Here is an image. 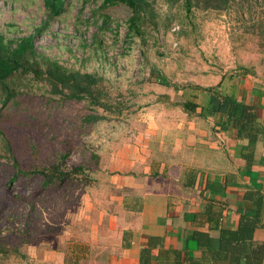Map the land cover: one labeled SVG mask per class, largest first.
I'll return each mask as SVG.
<instances>
[{"label":"rangeland","instance_id":"obj_1","mask_svg":"<svg viewBox=\"0 0 264 264\" xmlns=\"http://www.w3.org/2000/svg\"><path fill=\"white\" fill-rule=\"evenodd\" d=\"M149 1L157 28L149 22L142 35L129 36L131 11L124 4L101 10L100 0H66L60 14L36 32L46 16L43 0H0V33L10 39L33 33L38 59L102 75L109 93L124 104L122 113L85 124V100L55 96L44 81L25 75L8 138H0V237L17 248L3 264H23L37 251L83 240L109 191L105 177L119 169L117 151L129 147V114L189 91L188 83L209 69L247 66L264 77V0H229L221 10L189 11L183 0ZM152 67L171 86L156 82ZM64 153V168L81 165L86 183L69 178L43 187L38 174L23 175Z\"/></svg>","mask_w":264,"mask_h":264},{"label":"crops","instance_id":"obj_2","mask_svg":"<svg viewBox=\"0 0 264 264\" xmlns=\"http://www.w3.org/2000/svg\"><path fill=\"white\" fill-rule=\"evenodd\" d=\"M198 79L129 114V147L83 240L23 264H264V77L234 66ZM227 97L251 124L237 129Z\"/></svg>","mask_w":264,"mask_h":264},{"label":"trees","instance_id":"obj_3","mask_svg":"<svg viewBox=\"0 0 264 264\" xmlns=\"http://www.w3.org/2000/svg\"><path fill=\"white\" fill-rule=\"evenodd\" d=\"M228 2L229 0H183V5L188 11L191 6L221 10L228 6ZM65 4L66 0H43L46 16L42 25L37 27L36 32L46 26L50 18L60 14ZM117 4H124L131 11L127 19L129 36L142 35L143 26L148 25L149 22L153 28H157L154 11L149 0H100L98 8L102 10ZM102 16V24H106L109 16L106 13H103ZM33 38V33L21 36L18 39L6 38L3 33H0V138H8L6 131L8 119L12 118L13 115L12 105L20 103L18 102L19 87L23 85V79L28 73L36 81H44L48 91L55 96L85 100L88 109H90L89 113L81 117L82 122L85 124L104 119L107 116L105 114L111 112L122 113L124 109L123 102L109 93L102 75L67 68L53 60L38 59ZM240 68L250 71L247 66ZM149 72L151 75H155V81L159 84L171 86L170 79L156 67H152ZM252 72L254 73V71ZM196 88L209 90V88H202L201 86H195ZM226 99L229 103L228 116L233 118L237 129H240L242 125L252 123L254 114L249 106L239 103L231 97ZM181 105L185 111L193 110L197 106L190 99H186ZM66 156V153L60 154L50 165L27 170L23 175L38 174L41 178L40 184L43 187L62 184L69 178H76L86 183L87 176L81 165L74 167L72 170L64 168L62 162ZM15 252H17V248L8 246L0 237V264H3V260L9 254Z\"/></svg>","mask_w":264,"mask_h":264}]
</instances>
